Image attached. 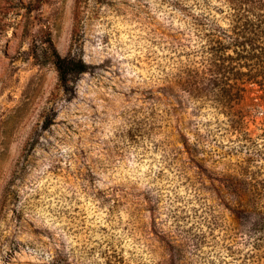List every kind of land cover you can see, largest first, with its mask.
Here are the masks:
<instances>
[{"label": "rangeland", "instance_id": "obj_1", "mask_svg": "<svg viewBox=\"0 0 264 264\" xmlns=\"http://www.w3.org/2000/svg\"><path fill=\"white\" fill-rule=\"evenodd\" d=\"M233 1L264 15L0 0V264H264V108L222 113L178 86Z\"/></svg>", "mask_w": 264, "mask_h": 264}, {"label": "trees", "instance_id": "obj_2", "mask_svg": "<svg viewBox=\"0 0 264 264\" xmlns=\"http://www.w3.org/2000/svg\"><path fill=\"white\" fill-rule=\"evenodd\" d=\"M253 6L229 2V27L210 26L204 35L203 69L188 70L178 79L181 90L194 98H207L222 113L264 108V15L257 14ZM56 66L65 82L73 61L57 55ZM77 68L82 74L88 67L80 61Z\"/></svg>", "mask_w": 264, "mask_h": 264}]
</instances>
